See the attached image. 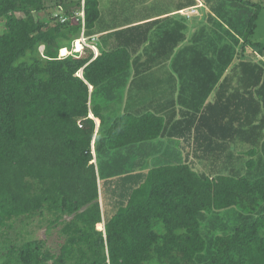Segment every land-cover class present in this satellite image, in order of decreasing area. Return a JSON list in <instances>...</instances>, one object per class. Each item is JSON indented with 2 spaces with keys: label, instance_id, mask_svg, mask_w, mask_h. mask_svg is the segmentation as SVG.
<instances>
[{
  "label": "trees",
  "instance_id": "trees-1",
  "mask_svg": "<svg viewBox=\"0 0 264 264\" xmlns=\"http://www.w3.org/2000/svg\"><path fill=\"white\" fill-rule=\"evenodd\" d=\"M203 1L212 31L200 28L173 59L183 84H201L183 99L189 119L180 136L193 141L194 161L134 171L120 153L174 135V126L150 110L107 125L100 99L126 83L132 45L150 40L151 23L113 31L123 43L93 49L96 57L77 56L68 47L83 31L82 0L60 3L63 23L35 15L47 11L45 0H0V228L47 214L64 237L58 253L44 239L10 245L4 264H264V42L253 40L263 4ZM100 4L84 0L88 37L103 31ZM230 81L236 85L225 94ZM231 207L237 224L209 237L207 217Z\"/></svg>",
  "mask_w": 264,
  "mask_h": 264
},
{
  "label": "crops",
  "instance_id": "crops-1",
  "mask_svg": "<svg viewBox=\"0 0 264 264\" xmlns=\"http://www.w3.org/2000/svg\"><path fill=\"white\" fill-rule=\"evenodd\" d=\"M150 2L151 5H149ZM170 3L173 5L169 6ZM105 4L106 7L103 6L102 10V26L99 29L103 31L92 35L95 37L99 53L100 49H106L118 42L123 43L124 35L117 37L113 31L151 23L147 26L150 40L140 45H132L134 62L130 67L126 83L100 99L108 106L106 116H111L107 120V124L109 125L115 117L124 112L136 114L150 110L168 119L169 125L174 126L172 129L174 135L172 136H162L138 143L132 149H124V152L128 151L124 158L125 166L128 168L131 165L135 167L134 171H141L139 169H143V166L149 169L160 164L194 161L192 156L193 141L180 136L182 132L187 131L186 119H189L184 116L182 110L187 109L183 105V99L191 101L195 89L200 88L201 84L198 81H188L183 84L187 81L178 79L175 72V69L182 67L173 65V59L178 50L191 42L189 16L183 14V10L187 7H183L182 2L177 0H105ZM133 4H135V8H138L135 10L136 13L127 10V6L130 7ZM154 6L155 9L151 11L150 9ZM104 8L107 9L106 13H104ZM165 33L170 39L161 45V35ZM183 33H185V38H181L177 42L176 48L170 51L173 40L180 35L183 36ZM126 34H130V31ZM232 85L235 86L236 81L229 82V88L225 90V94H230L233 91ZM183 86L185 89H182ZM92 89L93 87L90 90L92 91ZM217 92L218 88L215 87L205 104L213 102ZM200 115L201 110L194 118L195 123ZM96 126L99 129L100 122ZM94 140L95 136L93 142ZM93 161L97 166L96 157ZM195 164L197 167H201L199 161H196ZM98 182L101 183L99 175Z\"/></svg>",
  "mask_w": 264,
  "mask_h": 264
},
{
  "label": "rangeland",
  "instance_id": "rangeland-1",
  "mask_svg": "<svg viewBox=\"0 0 264 264\" xmlns=\"http://www.w3.org/2000/svg\"><path fill=\"white\" fill-rule=\"evenodd\" d=\"M68 1H72V0H66V1L64 0H45L46 5H47V11L35 13V15L39 18H46V19L51 18L52 20L53 13L55 11L65 14L64 13L65 8L63 7L62 4L64 3L66 4ZM177 1L186 3L187 0H177ZM252 1H255V2L260 1L263 4V10L261 11L258 17L257 28L254 33L253 40L264 42V0H252ZM195 2L197 3V5L187 7L183 10V14H185L186 16H189V20H190L189 23L191 25L190 37H192L193 36L192 34H194L195 32L197 33L198 31H200V28L202 27H206V28L208 27V29H210L209 32H211L213 29L211 25L208 24V19H207L208 11H210L209 6L206 5L203 0H195ZM149 5H151V2ZM170 5H173V3H170L169 6ZM103 6L106 7L105 0H101L100 7L102 10H103ZM134 6L135 4L131 5L130 6L131 8L127 6V10H131L133 11V13H136L135 10L138 8L137 7L135 8ZM154 9H155V6L151 8L150 10L153 11ZM106 11L107 9L105 10L104 8V13H106ZM230 13L233 15L235 13V10L231 9ZM18 15L22 16V13H18ZM215 26L217 27V25ZM3 29H4V22L0 20V32H2ZM86 37L87 39L85 41L87 42L88 45H83L80 39L76 40L75 42L74 40L72 41L70 47L68 48L70 49L74 43L73 45L74 51L80 52V53H74L73 55L86 56L90 52L94 53V50L91 46L97 47L95 43V37L94 36L88 37L87 35ZM40 51H42V46L40 47ZM66 53H67V50H63L61 54L65 55ZM258 58L259 56L255 57V59H258ZM97 129H98V126H96L95 132ZM126 153H128V151L124 152L123 150L120 153V155L121 154L126 155ZM263 160H264V157H263ZM239 165H242V164H239ZM128 169L133 170L131 165L130 167H128ZM139 170L147 171L148 167L143 166V169H139ZM107 198H108L107 194L105 193L101 194V191L99 189L100 206L102 209H105V210L107 207L106 202H108ZM111 206L112 205L110 203L108 208L112 209ZM238 213H239V210L236 207H231L228 209L215 211L207 217V220L203 224L202 229L204 232L208 234L209 237L214 236L217 233L228 232L229 230L233 229L234 225L237 224ZM50 218L51 216L47 214L44 218L39 217V216H36L35 218H32V219L20 218V219L12 220L11 226L0 228V264H4L5 257H6L5 254L7 252L8 246L13 245V244H21L25 240H29V239H44L46 242V248L51 250L54 253H58L60 245L64 241V237L62 236L60 232V228H61L60 225L58 224L56 226L49 225ZM65 219L69 220L70 217H65Z\"/></svg>",
  "mask_w": 264,
  "mask_h": 264
},
{
  "label": "built area",
  "instance_id": "built-area-1",
  "mask_svg": "<svg viewBox=\"0 0 264 264\" xmlns=\"http://www.w3.org/2000/svg\"><path fill=\"white\" fill-rule=\"evenodd\" d=\"M76 16H77V19H80L81 20V22H82V25H83V31H82V33H81V35L79 36V38H77V39H75L74 40V42L76 41V40H78V39H81V38H83V39H87V37H86V35L84 34V25H85V14H84V0H82V9H81V11H79V12H77V14H76ZM53 23H55L56 21H60V22H66L68 19H69V17L67 16V15H65V14H62V13H60V12H54L53 13ZM83 43L85 44V45H87V42L86 41H83ZM73 45H74V43H73ZM73 45L71 46V51H72V49H73ZM43 49L44 48H42V51H43ZM61 50V49H60ZM69 54H74V53H69ZM59 56H61V57H63L62 55H61V53H59ZM66 56V55H65ZM94 57H95V53H94Z\"/></svg>",
  "mask_w": 264,
  "mask_h": 264
},
{
  "label": "bare ground",
  "instance_id": "bare-ground-1",
  "mask_svg": "<svg viewBox=\"0 0 264 264\" xmlns=\"http://www.w3.org/2000/svg\"><path fill=\"white\" fill-rule=\"evenodd\" d=\"M80 40H81L82 44L85 45V44L83 43V41H85V39L81 38ZM87 45H88V44H87ZM91 47H92L96 52L98 51L97 47H95V46H91Z\"/></svg>",
  "mask_w": 264,
  "mask_h": 264
},
{
  "label": "water",
  "instance_id": "water-1",
  "mask_svg": "<svg viewBox=\"0 0 264 264\" xmlns=\"http://www.w3.org/2000/svg\"><path fill=\"white\" fill-rule=\"evenodd\" d=\"M42 48H44V46H42ZM104 229V228H103Z\"/></svg>",
  "mask_w": 264,
  "mask_h": 264
}]
</instances>
